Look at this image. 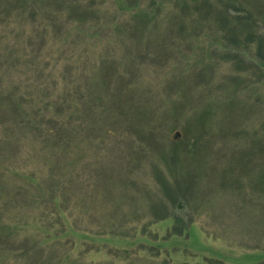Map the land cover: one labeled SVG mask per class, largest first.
Here are the masks:
<instances>
[{"label":"rangeland","instance_id":"obj_1","mask_svg":"<svg viewBox=\"0 0 264 264\" xmlns=\"http://www.w3.org/2000/svg\"><path fill=\"white\" fill-rule=\"evenodd\" d=\"M132 2L151 22L129 0L0 5V97L44 100L14 160L29 170L16 191L40 197L7 202L25 220L0 251L9 264L264 261L263 61L210 52L214 34L178 48L151 0Z\"/></svg>","mask_w":264,"mask_h":264},{"label":"trees","instance_id":"obj_2","mask_svg":"<svg viewBox=\"0 0 264 264\" xmlns=\"http://www.w3.org/2000/svg\"><path fill=\"white\" fill-rule=\"evenodd\" d=\"M121 1L127 6L125 0ZM15 2L19 3L21 6L25 3L28 6H32V0H15ZM151 2L150 8L154 11V22L156 26L160 22L158 19L162 17V21H167L166 24L169 27L166 29L167 32L173 28L172 33L174 31H180L184 34L178 48H180V44L189 45L190 42L194 41L187 39L186 36L189 34L195 37V42H197L201 36L207 34L208 37L214 34L217 38H215L211 44L214 43L216 46H214L210 52L217 53L218 48L222 46L226 50L228 57L240 59L236 61H263L262 64L258 62L257 64L262 65L264 68V0H151ZM1 4L6 5L10 3L9 0H4V2L0 0V5ZM167 6H172V8H170V12H167L168 14H163L162 16V13L166 12ZM139 8L140 12L146 14H144V17L140 15V13L139 16L135 15L134 21L140 19L142 21L151 22L147 14L149 11L146 12L149 8L143 9L142 3H133L132 0H129L127 9L136 11ZM192 44L193 43H191V45ZM21 95L22 93L19 98L16 99L15 97L14 100H10V97L5 95L3 98L0 97V119L4 117L14 122L9 125L6 124L3 127H1L2 124H0V244L2 243L4 246L10 245L14 237L15 240L17 239V225L20 226V223L25 220V216L20 213L21 211H7L8 208H17V206L7 202L12 201V196L14 201L17 195L21 193L23 194L19 196L20 198L25 197L26 200L30 199L36 204L40 197V189H30L27 193L22 189L16 191V186L27 187L25 182L29 178V170L21 169L16 171L14 160L18 154L21 140L29 133L27 131L31 130L33 124H35V126L38 125L37 114L40 111L39 107L42 105V102H44L41 96L36 97L34 101L32 96L31 98H26L24 94ZM25 98L31 100V105H28L27 109H25L26 107H24L23 104L20 105V102L24 103ZM45 111L50 112L48 108ZM50 120L51 118L48 121L56 125ZM72 133V130L68 128L63 129L54 139L50 138V141L59 139L64 140L66 136L69 138L68 140H70ZM256 147L257 145H254V149ZM260 173H264V166L261 168ZM261 184L262 183L255 184L256 192L253 193L258 202L255 204L256 207H260V199H258V197L264 194V180L263 185ZM53 194V199L56 200L57 195L54 192ZM252 197L246 195L243 198L244 202L249 201ZM254 214H257V212L250 211L247 213L246 217L250 218ZM9 215H18L19 218H7ZM262 224L264 225V221ZM262 241H264V238H262ZM40 243H33L36 244V249L38 247L37 244ZM42 257L43 255L37 253L33 260L30 261L29 257V261L27 262L33 264L32 262L35 261V259L41 260ZM15 258L13 252L9 250L4 249V251H0V264H9L8 261ZM53 258L52 254H50V256H45L44 264L54 263ZM210 263L224 264L219 260L211 261ZM257 264H264V261Z\"/></svg>","mask_w":264,"mask_h":264}]
</instances>
